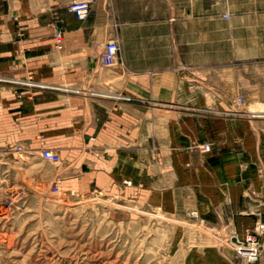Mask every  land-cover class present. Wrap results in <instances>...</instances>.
Listing matches in <instances>:
<instances>
[{
    "label": "crops",
    "instance_id": "0c3cea01",
    "mask_svg": "<svg viewBox=\"0 0 264 264\" xmlns=\"http://www.w3.org/2000/svg\"><path fill=\"white\" fill-rule=\"evenodd\" d=\"M70 1L0 0V151L49 149L63 160L44 179L58 175L72 192L134 205L161 198L172 213L194 210L262 239L264 131L158 112L228 109L234 63H256L236 32L264 29L263 1L96 0L83 22ZM52 23L63 30L61 50ZM113 38L118 59L105 68L99 57Z\"/></svg>",
    "mask_w": 264,
    "mask_h": 264
},
{
    "label": "rangeland",
    "instance_id": "374dc122",
    "mask_svg": "<svg viewBox=\"0 0 264 264\" xmlns=\"http://www.w3.org/2000/svg\"><path fill=\"white\" fill-rule=\"evenodd\" d=\"M263 21L261 18L260 23ZM236 33L245 39V49L256 63H234L235 98L228 109L163 106L158 113L164 119H175L178 113L193 120L230 118L248 121L251 133L264 131V29ZM236 51L240 49L236 47ZM252 112H260L262 117H254L260 114ZM204 145L211 148V143L200 145L203 153ZM10 149L0 151V201L10 193L16 197L10 214L0 218V264H245L235 249L253 229L239 236L226 224L204 223L194 210L186 215L172 213L161 198L154 205L141 201L134 205L114 193H78L65 186L53 197L49 189L54 177L46 181L43 175L51 167H60L63 159L52 165L38 154ZM256 238L260 255L254 264H260L264 237Z\"/></svg>",
    "mask_w": 264,
    "mask_h": 264
},
{
    "label": "built area",
    "instance_id": "2783aa9c",
    "mask_svg": "<svg viewBox=\"0 0 264 264\" xmlns=\"http://www.w3.org/2000/svg\"><path fill=\"white\" fill-rule=\"evenodd\" d=\"M94 1L95 0H71L68 6V11L74 16L76 21L83 22L88 18ZM224 17L228 18V15H224ZM51 27L55 48L61 50L63 47V30L56 23H52ZM119 51L120 48L116 39L113 38L108 40L103 46L99 57L101 66L105 68L113 67L117 62ZM237 102L240 103L241 99L239 98ZM90 140L92 139L90 138ZM202 148L205 152L210 150L209 145H204ZM10 151L18 154L24 153L20 146H13ZM38 155L42 160L52 165H58L60 163L59 155L49 149H41ZM61 184L62 179L59 176H55L49 189L50 194L53 197L58 196L61 193ZM15 197L16 193H10L9 198L0 201L1 219H5L13 210V200ZM256 237L257 234L255 233V230L247 233L245 239L238 243L237 249H235L238 256L245 262V264H254L258 261L260 246Z\"/></svg>",
    "mask_w": 264,
    "mask_h": 264
},
{
    "label": "bare ground",
    "instance_id": "6f19581e",
    "mask_svg": "<svg viewBox=\"0 0 264 264\" xmlns=\"http://www.w3.org/2000/svg\"><path fill=\"white\" fill-rule=\"evenodd\" d=\"M258 109H259V107H258ZM258 111H260V110H258ZM254 115L255 114H262V113H260V112H252Z\"/></svg>",
    "mask_w": 264,
    "mask_h": 264
}]
</instances>
